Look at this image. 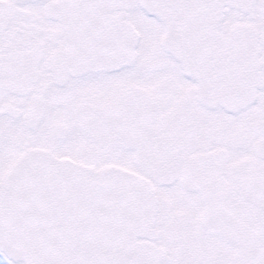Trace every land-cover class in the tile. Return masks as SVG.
<instances>
[{
	"label": "snow or ice",
	"instance_id": "6c2138e0",
	"mask_svg": "<svg viewBox=\"0 0 264 264\" xmlns=\"http://www.w3.org/2000/svg\"><path fill=\"white\" fill-rule=\"evenodd\" d=\"M0 264H264V0H0Z\"/></svg>",
	"mask_w": 264,
	"mask_h": 264
}]
</instances>
